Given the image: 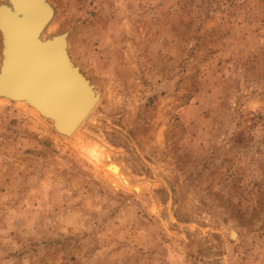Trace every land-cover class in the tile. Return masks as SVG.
I'll return each instance as SVG.
<instances>
[{"label":"rangeland","instance_id":"1","mask_svg":"<svg viewBox=\"0 0 264 264\" xmlns=\"http://www.w3.org/2000/svg\"><path fill=\"white\" fill-rule=\"evenodd\" d=\"M47 2L100 99L0 97V264H264V0Z\"/></svg>","mask_w":264,"mask_h":264},{"label":"water","instance_id":"2","mask_svg":"<svg viewBox=\"0 0 264 264\" xmlns=\"http://www.w3.org/2000/svg\"><path fill=\"white\" fill-rule=\"evenodd\" d=\"M8 1L10 2V5L5 4L0 6V21L2 19V11H7L10 15H12L16 21V24H18L17 26L19 27L20 45L17 48L13 44L12 36L10 35L8 29H3L0 22V31L2 34L3 43L2 61L0 66V97H10L9 99H11V97H14L10 95H15L17 97H21L22 99L28 100L31 105L33 104L39 110H41V113L45 118L50 117L55 120L54 128L58 132L70 134L75 129V127L81 123L83 117L89 113L91 108L85 107L81 115L78 114L77 117H79V119L77 118L78 120L76 124L71 126L70 123L66 121L67 119L63 118V109L65 108L63 101H54L52 96L57 93V90L60 88V86L67 94L72 92L74 98L75 91L86 93L88 91L90 92L91 87H89L88 81L83 76L84 74L80 71L79 67L74 66L70 60V57L68 56L69 54L67 53L66 42L67 34L54 36L51 39H47L45 42L34 41L35 37L39 39L42 29H45V27L50 23L54 15L53 8L47 2V0H40L42 5L45 3L46 6H48L47 8L49 9V15L47 18L49 19V23L42 25L43 21L47 19L45 18L39 23L37 30L33 31L31 28H29L30 26H28V11L26 9L22 10L18 6L16 0ZM31 38L33 39L31 40ZM48 52H50L51 67L48 66L46 68V71H48L47 73L42 71L37 72L35 78H33V80L35 79L36 85L35 91L22 89L12 94L9 91L10 87L5 84V81L9 79L8 77L10 73L16 68V65L19 64V66L22 69H26V71L31 67L35 68V64L32 62L33 59L35 60V56H38L42 59ZM51 69L53 70L51 71ZM8 93L10 94L8 97L4 96L8 95ZM39 93H41L40 96L38 95ZM66 96L67 95L64 97ZM68 96L71 98V95ZM41 97H44V99ZM64 101L66 104L71 103L70 99H65ZM63 121L68 124L64 125L62 123Z\"/></svg>","mask_w":264,"mask_h":264},{"label":"bare ground","instance_id":"3","mask_svg":"<svg viewBox=\"0 0 264 264\" xmlns=\"http://www.w3.org/2000/svg\"><path fill=\"white\" fill-rule=\"evenodd\" d=\"M16 1L18 3V6L22 10L26 9L28 11V20H29V25L28 26H30L29 28H31L33 31L34 30L36 31L38 26H39V23L42 20H44L45 18H47L48 15H49V9L47 8L48 6H46L45 3H43V5H42L40 0H32V1H30V0H16ZM48 21H49L48 18L45 19L43 21L42 25L48 24L49 23ZM0 22H1V25H2L3 29H8L10 35L12 36L13 44L18 48L19 45H20V34H19L20 31H19V27L17 26L18 24H16L15 19L7 11H2V19H1ZM46 27H45V29H46ZM45 29H42V31H44ZM42 31L40 32L39 39L35 37L34 41H40V42H45L46 41V40H43L41 38V35L43 33ZM32 39L33 38H31V40ZM66 40H67V37H66ZM66 42H67V53H68V41H66ZM50 52H51V50H50ZM50 52H48L42 59L40 57H38V56L37 57L35 56V60L33 59V61H32L33 64H35V68L31 67L29 70L26 71V69H22L19 66V64L16 65V68L10 73V75L8 77L9 79H7L5 81V84L8 87H10L9 91L12 94L16 93V92H18L19 90H22V89L35 91V86L36 85H35V79L33 80V78H35L37 72H39V71L40 72L42 71L44 73L48 72V71H46L47 70L46 68L48 66L51 67ZM70 60H71V58H70ZM72 63H73V61H72ZM74 66H76V65L74 64ZM76 67H78V66H76ZM52 70L53 69H51V71ZM19 76H20V78H19ZM83 76L88 81L89 87H91L90 92L88 91L86 93H84V92L81 93L79 91H75V98H74L73 95H72V92L67 94L63 90V88L60 86V88L57 90V93L52 96L54 101L55 100H58L59 102L63 101V105H65L64 106L65 108L62 107V108H64L63 109V112H64L63 118L67 119L66 121L69 122L71 126H74V124H76L77 120L79 119V117H77L78 114L81 115V113L83 112L85 107L91 108L89 113H87V115H85V117H83L81 123H79V125H77V127H75V129L70 134H65V133L61 132V134L65 135V136H72V135H75L78 132V130L80 129L81 125L95 111L96 104L98 103V101L100 99V92L98 91L96 86L91 84V82L87 79V77L85 75H83ZM31 93H33V92H31ZM41 93H39L38 95L40 96ZM9 95L10 94L8 93V95H4V96L8 97ZM65 95H67V96L64 97ZM68 95H71V98H69ZM10 96H13L14 98L11 97V99H13L15 101H23V102L28 103L29 105H31V103L28 100H26V99H22L21 97H17L15 95H10ZM41 98L44 99V97H41ZM65 99H70L71 103L70 104H66V102L64 101ZM31 106L35 107L41 113V110H39L35 105L32 104ZM46 118L52 120L53 124H55V120L54 119H52L50 117H46ZM62 123L64 125L68 124L65 121H63ZM94 158L96 160H98V162L100 160L107 161V163L111 162L110 156L107 155V154H104L102 152H97V155H94ZM107 168L109 169V170L108 169L107 170L110 171L115 176L116 181L114 183H115L116 186L118 184L120 185V183H122L123 185L125 184L124 186L130 187V183H128V180L120 172V168L121 167H119L118 164L113 162L111 164H108ZM136 189L138 190V188H136Z\"/></svg>","mask_w":264,"mask_h":264}]
</instances>
